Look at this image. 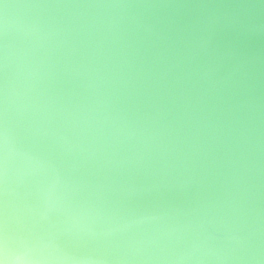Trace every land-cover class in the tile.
Instances as JSON below:
<instances>
[{"label":"clouds","instance_id":"1","mask_svg":"<svg viewBox=\"0 0 264 264\" xmlns=\"http://www.w3.org/2000/svg\"><path fill=\"white\" fill-rule=\"evenodd\" d=\"M0 264H264V0H0Z\"/></svg>","mask_w":264,"mask_h":264}]
</instances>
